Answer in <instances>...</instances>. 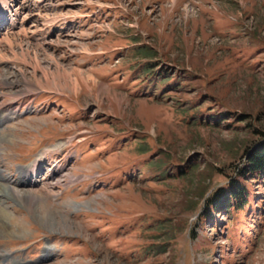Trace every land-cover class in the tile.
<instances>
[{"label":"rangeland","instance_id":"374dc122","mask_svg":"<svg viewBox=\"0 0 264 264\" xmlns=\"http://www.w3.org/2000/svg\"><path fill=\"white\" fill-rule=\"evenodd\" d=\"M20 2L12 52L1 27L0 169L14 183L43 167L38 185L0 187L37 192L70 223L52 232L14 196L0 209L24 225L0 257L264 264V175L249 173L264 146V0ZM237 184L242 209L208 204Z\"/></svg>","mask_w":264,"mask_h":264},{"label":"bare ground","instance_id":"6f19581e","mask_svg":"<svg viewBox=\"0 0 264 264\" xmlns=\"http://www.w3.org/2000/svg\"><path fill=\"white\" fill-rule=\"evenodd\" d=\"M18 1L19 0H0V36H2V30H1L2 24L5 21H7V19H8L10 21L11 29L9 28L10 30L8 31L7 37H5V36H2V37H5V39H3V40H6V38H7V42L9 43L7 45H10L9 48H10L11 52L13 51L14 46L12 47V41H11V38H10L11 36H10L9 32L14 33L16 30H19V28H25V27H23L24 22H21V20H20L21 19L20 16H21V14H23L26 11V7L23 3H21V2L18 3ZM19 25H20V27H19ZM13 36H14V34H13ZM3 40H1V42L4 44ZM22 40H24V39H22ZM21 46H23V45H21ZM29 51L30 50L28 49L27 53H29ZM24 57H25V55H24ZM31 62L35 65V67L37 69H41L44 72L45 76H48V71L42 67V63H41L40 59L37 57V55H34L31 58ZM64 72L66 73V71H64ZM49 73L52 74V72H49ZM78 74L80 76L83 73L82 74L78 73ZM64 75H66V74H64ZM21 76H23V75H21ZM57 76H60V72H58L57 74L54 73L52 77H57ZM80 78H81V80H84L82 78V76H80ZM23 79H25V78L23 77ZM1 82L5 83V82H8V80L3 78V79H1ZM12 85H13V83H12ZM94 87H98V89H102V90L105 89L106 90V88H104L101 85H97L96 83H94ZM3 118H5V120H6V116L0 115V122L2 121ZM8 119H13V117H8ZM0 141H3V139ZM42 167H43V158H38L35 161V163L30 165L26 170L19 171L20 172L19 173L20 178L18 179V181L14 182V183L9 182L7 176L2 174L3 171L0 169V180L2 182L13 185L14 187L17 185L33 187L34 185H38V183L40 184V182H37V175H38L39 170ZM34 180H36V181H34ZM9 187L10 188L0 187V208H1V206H7L8 202L6 203V201L12 200V199L14 200L15 199L14 196H16V198H19V199L23 198V200H25L24 205H26L27 208L32 209V211L36 215L39 222L43 226H45V228H47L48 230H51L52 232L56 228L57 229L62 228L64 230L67 229L70 222L67 223V220L63 217H60V220H58V218H57L58 215H56L55 212H52L51 209H49L47 204L44 202V199L37 192H34V191L29 192V193H27V195L23 196V195L19 194V192H17L16 190H14L13 187H11V186H9ZM7 208H8V206H7ZM3 210L0 209V238H2L4 236L5 237L6 236L7 237L8 236H12V237L19 236L18 234H15V231L13 230V225L18 229L22 225V223L20 222L19 219L13 220V219H15V217H13L12 215L8 214L7 212H5ZM23 225H22V227H23ZM22 227L19 228L18 231H21ZM23 232H24V229H23ZM6 259H8V261ZM45 260H48V259H45ZM42 261H44V260H42ZM3 262L7 263V264H19L18 261H13L10 254L9 255H2L0 257V263H3Z\"/></svg>","mask_w":264,"mask_h":264},{"label":"trees","instance_id":"16d2710c","mask_svg":"<svg viewBox=\"0 0 264 264\" xmlns=\"http://www.w3.org/2000/svg\"><path fill=\"white\" fill-rule=\"evenodd\" d=\"M249 173L264 175V146L250 156ZM243 178L246 174L242 175ZM242 178V180H243ZM247 190L240 184L230 185L228 189H220L208 200V204L215 211L222 213L225 210L242 209L247 197Z\"/></svg>","mask_w":264,"mask_h":264}]
</instances>
